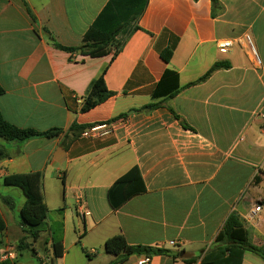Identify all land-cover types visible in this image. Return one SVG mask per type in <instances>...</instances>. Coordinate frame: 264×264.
<instances>
[{
    "label": "crops",
    "instance_id": "obj_1",
    "mask_svg": "<svg viewBox=\"0 0 264 264\" xmlns=\"http://www.w3.org/2000/svg\"><path fill=\"white\" fill-rule=\"evenodd\" d=\"M109 1L0 0V110L20 128L63 129L53 138L2 141L7 157L0 160V190L8 175L44 174V200L64 223L63 257L53 259L47 243L53 264H110L115 258L105 243L118 234L131 245L169 251L152 264H203L232 214L241 218L251 243L263 247L264 0H218L215 15L212 0H149L141 30L123 44L114 42L104 57L56 46L79 47ZM246 35L261 66L239 43ZM224 40L235 44L222 49ZM168 48L169 63L161 57ZM215 64L223 66L194 84ZM104 68L115 95L83 113L88 88ZM167 69L179 76L181 90L154 99ZM150 104L156 107L141 111ZM74 124H107L112 132L92 138L90 128L72 130ZM133 167L146 191L114 209L109 190ZM5 187L0 193L16 191L11 197L20 203L12 211L0 198L7 224L1 248L11 245L4 239L9 221L3 208L15 222L26 201L22 190ZM257 202L258 220L249 221ZM14 256L16 264L19 252ZM242 264L264 259L246 252Z\"/></svg>",
    "mask_w": 264,
    "mask_h": 264
},
{
    "label": "trees",
    "instance_id": "obj_2",
    "mask_svg": "<svg viewBox=\"0 0 264 264\" xmlns=\"http://www.w3.org/2000/svg\"><path fill=\"white\" fill-rule=\"evenodd\" d=\"M215 15V9L218 6V0H212ZM149 0H110L104 10L85 33L82 44L79 47H63L56 44L60 49L68 52H80L85 56L92 58L104 57L109 54L110 46L117 40L123 42L134 32L141 30L139 21L145 13ZM121 47V46H120ZM119 53V49L116 55ZM165 62L169 63L173 57V52L169 48L161 53ZM223 65L215 64L211 70L196 83H201L208 79L214 71L220 69ZM108 68H104L101 74L90 84L81 112H88L106 102L115 94L111 92L106 85V74ZM181 90L179 76L173 71L167 69L163 79L158 84L153 93V98L162 96L174 97ZM5 93L0 85V96ZM155 104H150L142 108L141 111L152 110ZM184 126H187L184 123ZM74 124L72 130L92 128ZM63 133L62 128H53L45 132H40L32 128L17 127L4 118L0 110V160L7 157L6 149L1 144L2 141L13 143L22 142L31 139L46 137L53 138ZM44 181L43 173L12 174L4 178L3 182L8 187H18L22 190L26 201L19 212L20 225L27 233V236L20 240L18 252L29 248L27 239H32L37 243L44 233L47 224L49 208L42 194ZM146 191L144 180L138 167H133L128 173L119 178L109 190V201L114 209H119L128 200L135 195ZM2 202L12 211L16 209V201L11 196H5L0 193ZM63 208L59 209L60 213ZM62 226L63 222L59 221ZM7 230L6 221L0 211V236ZM50 238L53 249V259H58L64 255V233L62 237L56 239L53 229L50 227ZM216 243L218 246L209 251L202 259L203 264H217L221 260H228L242 264L246 252H252L264 259V246H255L250 241L249 231L246 229L241 218L237 214H232L225 222L219 233ZM34 254H37L35 246ZM105 251L115 259L110 264H124L132 256H159L167 255L168 250L157 246L131 245L122 234L109 238L105 243ZM16 261V260H15ZM14 261H3L0 264H13Z\"/></svg>",
    "mask_w": 264,
    "mask_h": 264
},
{
    "label": "rangeland",
    "instance_id": "obj_3",
    "mask_svg": "<svg viewBox=\"0 0 264 264\" xmlns=\"http://www.w3.org/2000/svg\"><path fill=\"white\" fill-rule=\"evenodd\" d=\"M5 188L6 187L2 184L0 192L6 194ZM13 189L21 191V189L18 187H13ZM15 192L16 191H12V192L10 191V195L11 196L13 195L15 197ZM16 197H17V195H16ZM19 199H20V197L17 198V201H16L17 205H19L18 202L20 203ZM3 209H4L5 216L7 217L8 221H9V231H8V234L5 235L4 239L8 240L11 243V245L8 246L7 248H1L0 247V252H4V251L8 250V252L16 251L18 253V245L20 243V240L23 237L27 236V233L21 227L20 222H19L20 218L18 217V215H16V217H15L16 220L14 222V221H12V214L9 213L5 209V207ZM73 209L76 210L75 207ZM56 213H58L57 210L55 212L52 211L49 213L48 219H47V224L44 228L45 229L44 233L42 235V238L37 243H35L30 238L27 239V242L30 244V247L19 252V259H18L16 264H53L52 258L47 253V248L48 249L50 248V246H47V243L51 242L50 227L53 229L54 236L56 239L60 238V236L62 237V234L64 233V226H62V224L57 219ZM61 214H63V212ZM71 219H72V217H71ZM63 225H64V223H63ZM34 246L37 250V254H34V251H33ZM84 258L86 259V261H84L85 259L80 257L81 262L82 263L88 262V258L86 257V255ZM114 258H115V256H114ZM88 264H94V263H88Z\"/></svg>",
    "mask_w": 264,
    "mask_h": 264
},
{
    "label": "built area",
    "instance_id": "obj_4",
    "mask_svg": "<svg viewBox=\"0 0 264 264\" xmlns=\"http://www.w3.org/2000/svg\"><path fill=\"white\" fill-rule=\"evenodd\" d=\"M239 43L244 46L246 44V48L250 50V53L253 56L254 63L256 66H261L262 61L257 53V50L253 44L252 37L250 35H246L243 41H239ZM235 42L233 40H224L219 42L220 48L222 49H230L234 46ZM111 127L107 124L98 125L90 128L88 130V136L92 138H102L111 133ZM262 210V204L257 202L254 204V207L250 210L249 215L246 216V219L249 221L258 220V216ZM172 246H175L174 242H171ZM7 260H15L14 252L3 253L0 252V262ZM153 256L150 255H142L139 256L137 264H152Z\"/></svg>",
    "mask_w": 264,
    "mask_h": 264
}]
</instances>
